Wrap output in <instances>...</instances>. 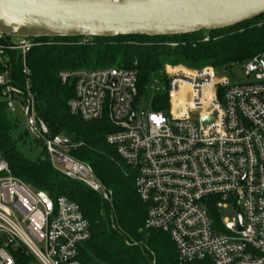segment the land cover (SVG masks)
Here are the masks:
<instances>
[{
	"label": "built area",
	"instance_id": "obj_1",
	"mask_svg": "<svg viewBox=\"0 0 264 264\" xmlns=\"http://www.w3.org/2000/svg\"><path fill=\"white\" fill-rule=\"evenodd\" d=\"M40 46L0 34L3 103L11 115L21 113L55 171L111 202L92 167L72 157L81 145L53 136L39 117L28 57ZM243 72L249 82L232 83L214 68L166 66V113L135 106L134 69L59 73L64 85L75 79L71 115L86 122L107 116L116 129L107 143L136 173L146 229L169 236L181 263L264 264V53L245 62ZM228 207L237 211L233 222L221 218ZM90 237L77 203L53 200L14 178L0 152V264H80Z\"/></svg>",
	"mask_w": 264,
	"mask_h": 264
},
{
	"label": "trees",
	"instance_id": "obj_2",
	"mask_svg": "<svg viewBox=\"0 0 264 264\" xmlns=\"http://www.w3.org/2000/svg\"><path fill=\"white\" fill-rule=\"evenodd\" d=\"M85 40L88 42L82 43ZM35 41L43 46L31 52L28 65L33 72L39 117L53 136L64 135L81 145L71 152L72 157L92 167L97 180L112 193V201L55 171L44 148L40 158H28L19 142L29 134L26 131L19 139L14 137L19 119L12 118L4 103H0V152L14 178L46 192L53 200L66 197L80 206L91 232L81 247L80 264H213L210 260L181 263L169 236L146 229L147 207L138 195L136 173L107 143L116 129L107 116L86 122L71 115L68 102L75 97V79L64 85L59 73L115 65L134 69L139 75L135 106L144 102L151 105V110L166 113L167 92L152 90L156 80L167 85L166 66L183 64L229 72L243 65L264 53V16L231 29L204 30L188 36ZM14 68L19 77L20 66L15 64Z\"/></svg>",
	"mask_w": 264,
	"mask_h": 264
},
{
	"label": "water",
	"instance_id": "obj_3",
	"mask_svg": "<svg viewBox=\"0 0 264 264\" xmlns=\"http://www.w3.org/2000/svg\"><path fill=\"white\" fill-rule=\"evenodd\" d=\"M263 16L264 0H0V34L30 40L178 37Z\"/></svg>",
	"mask_w": 264,
	"mask_h": 264
},
{
	"label": "rangeland",
	"instance_id": "obj_4",
	"mask_svg": "<svg viewBox=\"0 0 264 264\" xmlns=\"http://www.w3.org/2000/svg\"><path fill=\"white\" fill-rule=\"evenodd\" d=\"M88 41H83L82 43H85ZM173 60V58L171 59ZM171 67H184V68H188V69H196V68H190L187 67L183 64H179V65H168ZM167 66V67H168ZM113 67H117V65L113 66ZM204 68H208V67H204ZM212 68V67H209ZM165 76H166V67H165ZM218 76L220 77H227L229 78V80L232 83H245V82H249V79L245 78L244 76V72H243V65H236L234 66V68L232 69V71L227 72V71H223L221 73H218ZM167 80V78H166ZM158 81V80H156ZM159 84H155V81L153 83V86L155 88H152V90L154 92H160V93H164L167 90V85H162V83L160 81H158ZM167 82V81H166ZM162 85V86H161ZM159 89V90H157ZM0 103H3V98L0 95ZM145 109L147 110V104H145L144 102L141 103V105L139 106L138 110H142ZM13 116V115H12ZM13 119L18 118L19 119V128L18 130L14 133V137L16 139H19L21 137L22 134H25L26 132V126H25V122H24V118L22 117L21 113H17L16 115H14V117H12ZM21 151L30 159L32 160H36L38 158H40L42 156V152H43V147L42 145L37 142L32 136H26L24 140H20L19 142ZM221 218L222 220H228L233 222L236 218H237V211L234 207H228L227 209L223 208L221 209Z\"/></svg>",
	"mask_w": 264,
	"mask_h": 264
}]
</instances>
